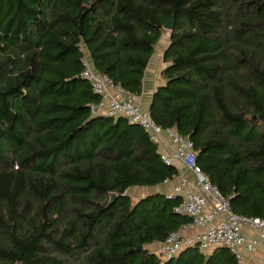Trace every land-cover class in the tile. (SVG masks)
Here are the masks:
<instances>
[{
	"label": "trees",
	"instance_id": "obj_1",
	"mask_svg": "<svg viewBox=\"0 0 264 264\" xmlns=\"http://www.w3.org/2000/svg\"><path fill=\"white\" fill-rule=\"evenodd\" d=\"M171 17L149 115L192 141L234 213L264 219V0H0V264H236L222 247L156 257L191 219L127 191L179 170L139 126L90 114L82 58L140 98Z\"/></svg>",
	"mask_w": 264,
	"mask_h": 264
},
{
	"label": "built area",
	"instance_id": "obj_2",
	"mask_svg": "<svg viewBox=\"0 0 264 264\" xmlns=\"http://www.w3.org/2000/svg\"><path fill=\"white\" fill-rule=\"evenodd\" d=\"M82 65L81 77L100 99L90 106V114L112 119L122 117L139 126L155 145L161 161L179 170L172 180L175 181L173 189L164 194L167 199H180L173 212L190 218L191 222L170 233L151 251L161 261H168L188 248L210 253L222 247L234 256L236 264H243V247L252 252L264 244V219L234 213L229 200L201 172L189 138L182 137L173 128L155 124L139 98L131 96L107 76L97 73L86 57L82 58ZM170 182L166 180L164 185ZM155 192L159 189L155 188ZM245 229L255 231L258 239H246L243 235Z\"/></svg>",
	"mask_w": 264,
	"mask_h": 264
},
{
	"label": "crops",
	"instance_id": "obj_3",
	"mask_svg": "<svg viewBox=\"0 0 264 264\" xmlns=\"http://www.w3.org/2000/svg\"><path fill=\"white\" fill-rule=\"evenodd\" d=\"M168 34H162L160 40L158 41L154 53L149 61V64L146 68L145 75L143 78V90L142 96L139 98L146 99L147 105H149L151 95L155 90L163 84L161 78V72L166 67V64L163 62L162 56L165 48L168 44ZM148 106L146 107V109ZM175 184V181L170 182L169 184L162 185L157 188L162 193L171 192ZM147 190V189H142ZM155 190V189H154ZM155 192V191H154ZM190 233V232H189ZM243 235L246 239H258V235L255 231L250 229H245ZM155 246V245H154ZM152 246V247H154ZM242 255L244 262L243 264H264V244L259 245L254 251H248L245 247L242 248Z\"/></svg>",
	"mask_w": 264,
	"mask_h": 264
},
{
	"label": "rangeland",
	"instance_id": "obj_4",
	"mask_svg": "<svg viewBox=\"0 0 264 264\" xmlns=\"http://www.w3.org/2000/svg\"><path fill=\"white\" fill-rule=\"evenodd\" d=\"M168 31L165 30V34L167 33ZM141 103H142V107L143 108H146L148 105H147V101L146 99L144 100L143 98H141ZM150 191L154 192L155 190L152 189V190H142V189H130L127 191V194L131 197V199L133 200V202H135L139 197H142V196H145L146 194H149Z\"/></svg>",
	"mask_w": 264,
	"mask_h": 264
},
{
	"label": "water",
	"instance_id": "obj_5",
	"mask_svg": "<svg viewBox=\"0 0 264 264\" xmlns=\"http://www.w3.org/2000/svg\"><path fill=\"white\" fill-rule=\"evenodd\" d=\"M173 28H174V18L171 17V19L164 26V30L171 32L173 30ZM254 118H257L261 122H264V112H262L260 115H258L257 117H254ZM115 198H116V194H114V193L109 194V204H111ZM136 250L142 251L143 247L140 245L136 248ZM18 264H20V263H18Z\"/></svg>",
	"mask_w": 264,
	"mask_h": 264
}]
</instances>
